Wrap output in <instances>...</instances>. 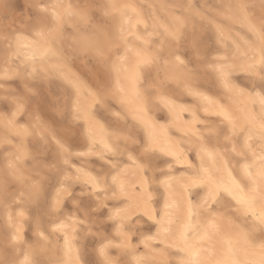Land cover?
I'll return each mask as SVG.
<instances>
[{
  "label": "clouds",
  "instance_id": "obj_1",
  "mask_svg": "<svg viewBox=\"0 0 264 264\" xmlns=\"http://www.w3.org/2000/svg\"><path fill=\"white\" fill-rule=\"evenodd\" d=\"M0 264H264V0H0Z\"/></svg>",
  "mask_w": 264,
  "mask_h": 264
}]
</instances>
